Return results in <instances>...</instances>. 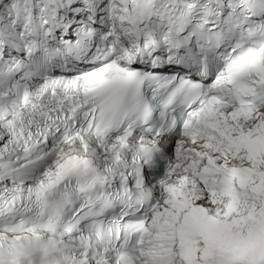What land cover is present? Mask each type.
I'll return each instance as SVG.
<instances>
[{
  "label": "snow or ice",
  "instance_id": "obj_1",
  "mask_svg": "<svg viewBox=\"0 0 264 264\" xmlns=\"http://www.w3.org/2000/svg\"><path fill=\"white\" fill-rule=\"evenodd\" d=\"M0 264H264V0H0Z\"/></svg>",
  "mask_w": 264,
  "mask_h": 264
}]
</instances>
